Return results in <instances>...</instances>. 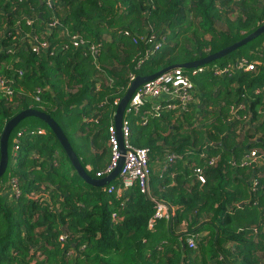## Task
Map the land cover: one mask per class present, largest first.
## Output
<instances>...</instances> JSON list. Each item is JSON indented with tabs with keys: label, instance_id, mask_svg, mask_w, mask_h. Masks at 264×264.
<instances>
[{
	"label": "trees",
	"instance_id": "1",
	"mask_svg": "<svg viewBox=\"0 0 264 264\" xmlns=\"http://www.w3.org/2000/svg\"><path fill=\"white\" fill-rule=\"evenodd\" d=\"M263 23L264 0H0L11 90L0 87V134L22 110L42 111L86 173L103 177L131 76L203 58ZM199 67L186 109L152 97L126 108L127 142L147 150L148 192L119 175L85 182L49 126L23 118L0 177V264H264V164L240 165L264 147V32Z\"/></svg>",
	"mask_w": 264,
	"mask_h": 264
},
{
	"label": "built area",
	"instance_id": "2",
	"mask_svg": "<svg viewBox=\"0 0 264 264\" xmlns=\"http://www.w3.org/2000/svg\"><path fill=\"white\" fill-rule=\"evenodd\" d=\"M47 2L51 4L52 0H47ZM51 25H55V23H52ZM80 43H82L80 40H74V44L78 45ZM46 46V42H39L33 45L32 50L37 51L39 48H46ZM157 47L158 46L156 45L154 48L157 49ZM240 66L242 67V64H240ZM244 69L251 70L253 69V65L251 63H246ZM190 70V72H186L184 68L176 67L161 74L153 80L143 83L131 97L128 103L129 108L134 110L142 105L144 97H152L154 99L167 101L166 107L169 109H186L187 105L194 99L195 83L193 81V76L196 75L197 72L202 71L203 68L196 67L190 68ZM226 71L227 68L215 69L216 74H222ZM134 78V76H131V80H133ZM5 82L6 80L0 78V87L4 89V92L9 94L11 90L9 86L5 84ZM240 107H242V105H240ZM143 122H145V119L143 120ZM121 129L126 151L124 154V161L122 163L119 176L122 178L125 185H129L135 181L139 185L142 192H148L149 167L147 150L144 148L132 147L127 142L130 134V125L128 119L124 118V116ZM108 130L110 145V164L105 170L104 175L111 172V170L116 166L120 156L114 123L109 126ZM213 161L214 159H211L210 163H212ZM256 163L264 164V147L249 149L241 160L240 165L250 166ZM194 171L197 175L198 181L204 182L205 179L202 173V169L196 167ZM16 192H18V189H15V193ZM171 212L172 208L162 202H156V217L169 218ZM187 241L190 245L193 244V240L191 238H189Z\"/></svg>",
	"mask_w": 264,
	"mask_h": 264
},
{
	"label": "water",
	"instance_id": "3",
	"mask_svg": "<svg viewBox=\"0 0 264 264\" xmlns=\"http://www.w3.org/2000/svg\"><path fill=\"white\" fill-rule=\"evenodd\" d=\"M264 32V23L256 28L253 32L248 34L247 36L243 37L242 39L234 42L233 44L215 52L212 54H209L203 58L194 60V61H189V62H184L180 64H172L166 67L161 68L160 70L149 74V75H137L131 82L129 83L124 95L120 98V100L117 103L115 112L113 114V123L115 126V133L117 136L118 140V147H119V159L117 161L116 166L109 172L108 174L104 175L103 177L100 178H93L90 175L86 173L84 168L82 167L80 161L78 160L70 142L68 141L67 137L61 130L60 126L58 123L48 114L36 110V109H25L13 116L11 119H9L4 127L3 130L0 134V177L4 174L7 164H8V151H7V142H8V137L11 133V131L15 128V126L25 117L28 116H35L42 121H44L49 128L52 130L54 135L56 136L57 140L59 141L60 145L62 146L65 155L69 159L71 165L74 167L75 171L77 174L87 183L94 185V186H104L105 184L109 183L111 180L115 179L120 172L122 163L124 161V154H125V147H124V141L122 137V120L123 116L125 113V110L128 106V103L133 96L134 92L145 82L153 80L160 76L161 74L176 68V67H181L185 69H190V68H196L199 66H202L204 64H207L215 59H219L222 56L228 54L229 52L235 50L236 48L245 45L249 41L253 40L256 38L258 35ZM150 53V52H148Z\"/></svg>",
	"mask_w": 264,
	"mask_h": 264
}]
</instances>
